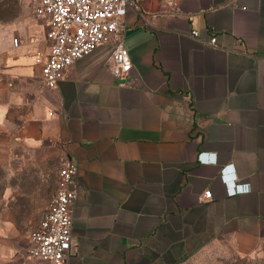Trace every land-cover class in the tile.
Returning a JSON list of instances; mask_svg holds the SVG:
<instances>
[{
  "label": "crops",
  "instance_id": "obj_1",
  "mask_svg": "<svg viewBox=\"0 0 264 264\" xmlns=\"http://www.w3.org/2000/svg\"><path fill=\"white\" fill-rule=\"evenodd\" d=\"M132 1L123 79L114 37L43 86L35 14L37 38L0 48V167L24 151L77 162L67 264H178L211 242L248 256L264 244V0ZM40 215L1 221L0 264H48L28 253Z\"/></svg>",
  "mask_w": 264,
  "mask_h": 264
},
{
  "label": "built area",
  "instance_id": "obj_2",
  "mask_svg": "<svg viewBox=\"0 0 264 264\" xmlns=\"http://www.w3.org/2000/svg\"><path fill=\"white\" fill-rule=\"evenodd\" d=\"M167 2L171 11H176L179 0ZM130 5L137 8L132 0H37L34 14L46 24L45 52L38 51L35 57V62L40 65L43 86L56 87L71 64L114 37L118 38L113 41L108 56L109 69L116 78L128 76L133 66L122 36ZM197 35L196 30L191 31V36ZM14 44H17V39H14ZM207 44L216 46V37L212 36ZM225 169L222 167L220 172ZM77 170L76 161L61 162L55 191L30 233L29 255L48 264L68 263L73 245V208L79 198ZM240 185L234 181L226 189L227 194L240 193ZM202 197L210 199L211 189L204 190Z\"/></svg>",
  "mask_w": 264,
  "mask_h": 264
},
{
  "label": "rangeland",
  "instance_id": "obj_3",
  "mask_svg": "<svg viewBox=\"0 0 264 264\" xmlns=\"http://www.w3.org/2000/svg\"><path fill=\"white\" fill-rule=\"evenodd\" d=\"M37 0H0V48L6 42L39 36L34 10ZM20 152V161L8 169L0 167V223L11 218L32 225L57 186L61 162L54 154ZM178 264H264V244L248 256H239L229 243H206Z\"/></svg>",
  "mask_w": 264,
  "mask_h": 264
}]
</instances>
